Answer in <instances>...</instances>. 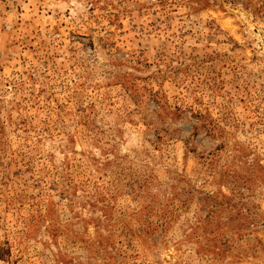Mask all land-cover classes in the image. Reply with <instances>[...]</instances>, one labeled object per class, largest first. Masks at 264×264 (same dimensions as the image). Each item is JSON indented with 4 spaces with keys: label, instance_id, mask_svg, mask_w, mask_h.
<instances>
[{
    "label": "rangeland",
    "instance_id": "obj_1",
    "mask_svg": "<svg viewBox=\"0 0 264 264\" xmlns=\"http://www.w3.org/2000/svg\"><path fill=\"white\" fill-rule=\"evenodd\" d=\"M0 264H264V0H0Z\"/></svg>",
    "mask_w": 264,
    "mask_h": 264
}]
</instances>
